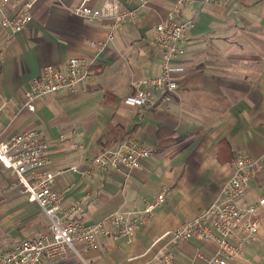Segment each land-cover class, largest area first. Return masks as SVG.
<instances>
[{
	"label": "crops",
	"instance_id": "0c3cea01",
	"mask_svg": "<svg viewBox=\"0 0 264 264\" xmlns=\"http://www.w3.org/2000/svg\"><path fill=\"white\" fill-rule=\"evenodd\" d=\"M82 1L36 0L20 33L0 29V138L40 131L49 141V169L55 170L83 168L98 152L134 136L150 150L138 168L87 175L67 170L55 179L64 204L82 202L78 216L84 223L107 222L117 209L141 210L145 200L165 194L129 241L111 227L84 258L93 264H146L163 249L179 264H202L195 254L214 253L215 242L175 244L161 236L219 197L239 155L255 162L242 200L253 204L264 197V0H186L180 19L193 25L186 31L184 70L175 76L179 89L144 112L123 98L135 82L159 73L153 30L175 0H87L108 12L135 9V19L124 21L103 49L91 42L106 40L112 19L76 15ZM70 57L89 62L91 77L76 92L49 94L28 110L23 93L32 78L45 64ZM61 133L65 142L58 141ZM14 182L0 164V249L48 231L42 210L17 186L10 188ZM258 220L257 234L232 264H264V207ZM73 263L69 258L52 264Z\"/></svg>",
	"mask_w": 264,
	"mask_h": 264
},
{
	"label": "built area",
	"instance_id": "2783aa9c",
	"mask_svg": "<svg viewBox=\"0 0 264 264\" xmlns=\"http://www.w3.org/2000/svg\"><path fill=\"white\" fill-rule=\"evenodd\" d=\"M35 1L0 0V29L8 30L10 35L20 33L32 19ZM12 2H15L14 6ZM86 2L83 0L75 7L76 15L88 21L104 17L112 19L106 40L102 43L91 42L99 49L110 42L113 32L124 21L135 19L133 8L108 12L94 9ZM185 2L175 0L168 17L154 26L153 42L161 58L159 73L135 82L133 91L123 98L125 104L139 107L141 112L156 107L179 89L180 81L175 76L184 70L181 57L185 53L186 31L193 25L192 20L180 19V9ZM91 75V64L77 57H70L60 65L45 64L24 91L23 105L33 111L39 98L53 93L76 92ZM66 140V134L58 136L59 142ZM48 147L49 141L36 129L23 130L4 140L0 138V164L15 177L10 188L17 186L29 201L35 202L49 224L46 233L24 237L14 247L1 248L0 264H52L69 258H75L73 264H93L84 258V253L96 248L97 236L110 235L112 227L129 241L141 219L150 215L164 200L165 194L160 192L145 200L141 210L117 209L110 213L107 222L84 223L78 216L82 211V202L64 204L63 192L54 186L56 177L67 170L87 175L94 170L135 169L150 150L134 136H128L116 147L95 154L83 168L71 164L51 170L50 159L46 155ZM231 166L230 176L222 184L219 197L196 216L161 236L170 238L175 244L189 239L215 242L217 250L214 253L195 254L202 264H232L244 244L252 241L258 231V210L264 207V197L253 204L242 200L255 170V162L246 155H239ZM146 264L179 262L160 249L148 258Z\"/></svg>",
	"mask_w": 264,
	"mask_h": 264
},
{
	"label": "rangeland",
	"instance_id": "374dc122",
	"mask_svg": "<svg viewBox=\"0 0 264 264\" xmlns=\"http://www.w3.org/2000/svg\"><path fill=\"white\" fill-rule=\"evenodd\" d=\"M72 262H76L75 258H70ZM86 259V258H85Z\"/></svg>",
	"mask_w": 264,
	"mask_h": 264
}]
</instances>
